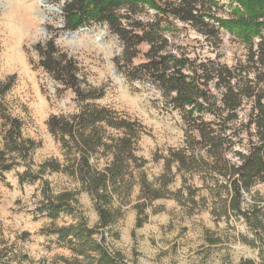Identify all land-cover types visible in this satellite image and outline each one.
Returning a JSON list of instances; mask_svg holds the SVG:
<instances>
[{
	"label": "trees",
	"instance_id": "trees-1",
	"mask_svg": "<svg viewBox=\"0 0 264 264\" xmlns=\"http://www.w3.org/2000/svg\"><path fill=\"white\" fill-rule=\"evenodd\" d=\"M65 1V29L74 33L93 22L105 24L119 37L124 50L117 65L129 80L148 82L162 90L183 117V146L169 151L164 158L165 173L151 182L143 171L146 161L135 152L139 139L135 124L117 120L107 107L95 104L104 97L105 90L89 86L82 79L77 59L50 39L35 47L39 68L59 86V93L70 92L81 107L73 115L48 119L50 133L64 150V161L48 160L40 165L38 173L33 171V153L39 144L24 135V121L7 102L15 83L12 77L0 82V176L23 166L27 170L19 177L22 183L42 179L47 172L65 173L78 181L81 191L93 196L98 223L91 228L78 211V191L55 194L50 182L45 181L37 209L52 220L53 228L45 232L64 241V246L77 257H98V264H123L124 256L107 248L109 240L104 232L122 216V210L114 205L116 198L122 199L124 193L130 195L138 187L134 209L138 211L137 228L143 227L148 219L147 207L153 201L182 202L181 191L169 190L176 167L177 173L183 174L185 185L192 187L187 176L198 175L205 186L210 185L212 193L216 191L219 219L231 215L245 219L256 236L255 241H246L254 248L261 242L259 260L245 259L236 264H264L263 209L243 206L246 195L258 183L264 184V0ZM224 6L230 17H216L214 10ZM148 11H155L157 18L173 17L194 26L205 39L215 43L221 44L224 31L245 46L246 54L232 67L216 60L199 63L183 53L176 55L165 36L172 26L164 20L145 23L140 16ZM142 46H148L143 54L145 61L135 65ZM213 89L220 93L219 97ZM109 129L122 134L114 137L107 133ZM101 157L108 158L102 169L95 164ZM63 214L70 216L74 224L55 226ZM95 234L98 238H94ZM2 257L0 252V264Z\"/></svg>",
	"mask_w": 264,
	"mask_h": 264
},
{
	"label": "rangeland",
	"instance_id": "rangeland-1",
	"mask_svg": "<svg viewBox=\"0 0 264 264\" xmlns=\"http://www.w3.org/2000/svg\"><path fill=\"white\" fill-rule=\"evenodd\" d=\"M65 0H0V82L12 77L15 83L7 95L11 109L24 121V135L35 140L32 168L35 173L48 160L63 163L64 150L50 133L48 119L61 114L69 116L81 110L70 92L59 93L51 77L39 68L35 47L41 41L53 39L58 46L79 62L82 79L97 90H105L102 99L94 103L107 107L113 118L129 120L135 124L138 141L136 154L146 161L144 172L149 180L156 181L165 173L164 158L171 149H179L185 139L183 117L169 103L159 87L131 81L116 61L124 50L123 42L105 24L90 23L85 29L73 31L66 27ZM224 3L222 2L221 6ZM155 11H148L140 18L145 22L166 21L172 28L165 36L171 42L173 53L184 54L192 61L216 60L232 67L246 48L226 32L221 44L205 39L193 26L185 25L173 17L157 18ZM218 18H229L230 11L214 10ZM210 20L209 18L207 21ZM213 23V20H210ZM135 65L145 61L142 46ZM216 97L220 93L213 89ZM108 134L120 137L121 131L109 129ZM1 144V140H0ZM106 157V156H105ZM95 162L98 168L106 166L108 158ZM27 170L19 166L0 176V252L2 264H98V257L87 259L75 256L64 246V241L45 232L52 227V220L37 212L43 199L42 188L49 181L55 194L78 191V211L91 228L98 223V211L92 195L81 191L78 181L65 173L47 172L42 179L20 182V175ZM174 181L170 193H179L182 202L160 199L148 205V219L137 228L138 187L130 195L115 200V207L122 216L104 232L112 253L124 256L123 264H236L241 260H259V247L249 245L256 236L245 219L235 215L217 216L219 208L215 192L205 186L200 176H187L173 169ZM245 209L261 207L264 212V184L258 183L246 195ZM74 224L65 214L55 221V226ZM103 232V230H101ZM94 238H98L95 234ZM77 257V258H76ZM96 258V259H95Z\"/></svg>",
	"mask_w": 264,
	"mask_h": 264
},
{
	"label": "water",
	"instance_id": "water-1",
	"mask_svg": "<svg viewBox=\"0 0 264 264\" xmlns=\"http://www.w3.org/2000/svg\"><path fill=\"white\" fill-rule=\"evenodd\" d=\"M77 34H78L77 32H74V33H72V36L75 38Z\"/></svg>",
	"mask_w": 264,
	"mask_h": 264
},
{
	"label": "bare ground",
	"instance_id": "bare-ground-1",
	"mask_svg": "<svg viewBox=\"0 0 264 264\" xmlns=\"http://www.w3.org/2000/svg\"><path fill=\"white\" fill-rule=\"evenodd\" d=\"M43 1V0H42ZM43 2H46V0H44Z\"/></svg>",
	"mask_w": 264,
	"mask_h": 264
}]
</instances>
